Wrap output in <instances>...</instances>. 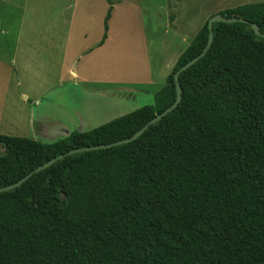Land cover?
Instances as JSON below:
<instances>
[{
    "label": "trees",
    "instance_id": "trees-1",
    "mask_svg": "<svg viewBox=\"0 0 264 264\" xmlns=\"http://www.w3.org/2000/svg\"><path fill=\"white\" fill-rule=\"evenodd\" d=\"M219 14L244 21L208 20L153 105L53 143L0 134V188L132 138L213 32L137 139L0 193V264H264V2Z\"/></svg>",
    "mask_w": 264,
    "mask_h": 264
},
{
    "label": "rangeland",
    "instance_id": "rangeland-1",
    "mask_svg": "<svg viewBox=\"0 0 264 264\" xmlns=\"http://www.w3.org/2000/svg\"><path fill=\"white\" fill-rule=\"evenodd\" d=\"M262 2L0 0V134L53 143L153 105L208 20Z\"/></svg>",
    "mask_w": 264,
    "mask_h": 264
},
{
    "label": "water",
    "instance_id": "water-1",
    "mask_svg": "<svg viewBox=\"0 0 264 264\" xmlns=\"http://www.w3.org/2000/svg\"><path fill=\"white\" fill-rule=\"evenodd\" d=\"M244 20L241 19H227L225 17H223L221 14H217L215 16H213L210 20H209V29L211 30L213 24L215 22H227V23H233V22H242ZM253 28L256 30V32L259 34L258 32V28L256 25H253ZM213 42V32H210L209 35V44L208 47L196 58H194L193 60H191L188 64H186L185 66H183L175 75V80H176V84H177V99L176 101L169 107L167 108L164 112H162L161 114L157 115L155 118H153L150 122H148L145 127L140 130L139 132H137L132 138L126 139V140H121V141H117V142H113L110 144H105V145H99V146H94V147H83V148H78V149H74L71 150L70 152H67L66 154H62L60 156H57L55 158H53L52 160H50L49 162H47L46 164L36 168L33 172H31L26 178L22 179L21 181H19L18 183L5 187V188H0V193L4 192V191H8L10 189H13L15 187H18L19 185H21L25 180H27L31 175H33L36 172H40L44 169H47L48 167H50L52 164H54L56 161L63 159L64 157H67L71 154H75V153H80V152H85V151H92V150H98V149H107L113 146H117V145H122L124 143H129L135 139H137L146 129H148L151 125L156 124L158 121H160L161 119H163L165 116H167L169 113H171L173 110H175L180 101H181V86L179 84V75L187 70L189 67L193 66L194 64H196L201 58H203L208 49L210 48L211 44ZM4 154H1L0 157L4 156Z\"/></svg>",
    "mask_w": 264,
    "mask_h": 264
},
{
    "label": "crops",
    "instance_id": "crops-1",
    "mask_svg": "<svg viewBox=\"0 0 264 264\" xmlns=\"http://www.w3.org/2000/svg\"><path fill=\"white\" fill-rule=\"evenodd\" d=\"M0 32L3 34V33H5L6 31H5V29H3V27H0ZM103 39V38H102ZM107 40H108V38H107ZM106 40V41H107ZM102 41V40H101ZM101 41H100V43H99V46H103V45H101ZM105 41V42H106ZM7 76L9 77V84H7L6 85V78H7ZM6 76V74H4V76L2 77L1 75H0V95H4L5 93H6V89L8 88V92L10 91V85H11V83H10V81H11V76L10 75H7ZM75 76H77V75H75ZM26 96V95H25Z\"/></svg>",
    "mask_w": 264,
    "mask_h": 264
}]
</instances>
